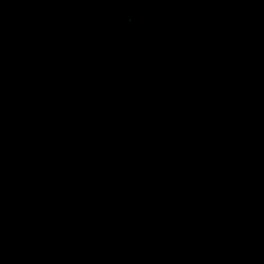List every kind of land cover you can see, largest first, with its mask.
Wrapping results in <instances>:
<instances>
[{"label": "trees", "instance_id": "16d2710c", "mask_svg": "<svg viewBox=\"0 0 264 264\" xmlns=\"http://www.w3.org/2000/svg\"><path fill=\"white\" fill-rule=\"evenodd\" d=\"M130 18L139 45L214 67L228 93L264 78V0H0V264H207L221 245L165 186L174 99L145 102L141 46L116 38Z\"/></svg>", "mask_w": 264, "mask_h": 264}, {"label": "flooded vegetation", "instance_id": "af4514ba", "mask_svg": "<svg viewBox=\"0 0 264 264\" xmlns=\"http://www.w3.org/2000/svg\"><path fill=\"white\" fill-rule=\"evenodd\" d=\"M166 65L168 69H158L150 82L151 86L159 81L153 87L154 98L174 99L170 111L159 120L173 122L177 130L172 144L157 150L171 151L174 156L165 162L164 175L183 178L181 186L189 189L186 201L193 197L194 183L202 195L200 205L205 203L209 214L217 222L222 220L218 229L221 254H225L223 232L227 230H234L231 256L236 249L252 245L264 252V99L250 101L236 91L228 93L213 76L209 84L200 83L201 89L194 75L203 80L198 68L207 75L205 66L187 67L172 59ZM160 87L164 93L158 92ZM154 98L147 97L145 102ZM173 162L181 166L177 174L168 171ZM256 224L259 228L252 230Z\"/></svg>", "mask_w": 264, "mask_h": 264}, {"label": "rangeland", "instance_id": "374dc122", "mask_svg": "<svg viewBox=\"0 0 264 264\" xmlns=\"http://www.w3.org/2000/svg\"><path fill=\"white\" fill-rule=\"evenodd\" d=\"M121 23V22H120ZM134 19L130 18L127 22L121 23L118 25V27L115 25V29L118 28L117 33V41L118 46L121 50L130 52V49L133 48L136 44L139 45L137 40L134 37L133 34V27H134ZM123 37V38H122ZM153 40H151V43L144 48L141 46V52L145 53L140 56H138L136 59V62L132 64V72L134 74H140L152 81L154 80V76L157 75L158 69H168V66L166 65L167 62H169L172 58L170 56L164 57V59H160L159 55L157 54V51L155 48H153ZM143 48V49H142ZM136 51V50H135ZM138 52V51H136ZM173 60V59H172ZM185 62H183L184 64ZM186 65V64H184ZM187 67H192L191 65L187 64ZM207 75L203 73V70L198 68L199 71H202L203 80L195 74V83L198 84V86L202 89L201 82H205L206 84L210 83L211 81L209 78L212 76L219 81V73L218 70L210 65H206L205 67ZM159 84V81L154 82V84H151V86L147 89V97H150L156 92L153 90L154 85ZM249 86L252 88L253 92L248 93V96L245 97V100H255L260 99V94L264 92V78H260L259 76H256L251 79ZM159 93H164L162 87L158 90ZM173 153L171 151H162L160 150L158 153V164L161 167H165V162L171 158H173ZM182 179L180 177H173L170 174H166L164 178L165 186L168 190L172 191L174 193L173 202L176 206H184L191 210L192 217L190 220V223L192 224V229H214L218 230L219 224H221L222 220L220 219L219 222H217L216 216L209 214L208 207L204 203L203 206L200 205L202 201V195L196 191V185L192 183L193 187V197L190 199V201H186L184 199L187 196H184V194H188L189 189L184 190L181 186ZM199 196V198H198ZM179 197V198H178ZM171 200V196H167L164 198L165 203L167 204L168 201ZM165 210L163 209V214ZM232 223H227L226 226H230ZM258 224L253 226L252 230L258 229ZM234 230H227L223 232V236L225 237L224 243H223V251L225 254H221L219 248L215 249H209L207 251V264H264V252H253L251 250H255V248L250 249H243L241 254H234L231 256V254L234 253V248L232 247L233 243V236H234Z\"/></svg>", "mask_w": 264, "mask_h": 264}, {"label": "clouds", "instance_id": "9594fccd", "mask_svg": "<svg viewBox=\"0 0 264 264\" xmlns=\"http://www.w3.org/2000/svg\"><path fill=\"white\" fill-rule=\"evenodd\" d=\"M165 56H169L168 54H165V55H163L162 57H165ZM159 57H161V56H159ZM162 57L160 58V59H162ZM171 57V56H170ZM172 59H173V57H171ZM174 60V59H173ZM181 63V62H180ZM137 75H139V76H141V77H144V78H146L147 79V83H148V87L147 88H149V86H150V79H148L147 77H145V76H143V75H140V74H137ZM146 98H147V95H146ZM145 101H146V99H145ZM158 162V161H157ZM173 163H175V162H173ZM162 169L164 170V174H165V172H166V167H162ZM168 171H169V169H168ZM170 172V171H169ZM175 205V204H174ZM176 206V205H175ZM182 207H184V206H182ZM187 208V207H186ZM189 209V208H188ZM190 210V209H189ZM161 212H163V211H161ZM164 213H166V214H168V210L167 211H165ZM192 217V216H191Z\"/></svg>", "mask_w": 264, "mask_h": 264}, {"label": "bare ground", "instance_id": "6f19581e", "mask_svg": "<svg viewBox=\"0 0 264 264\" xmlns=\"http://www.w3.org/2000/svg\"><path fill=\"white\" fill-rule=\"evenodd\" d=\"M233 131V130H232ZM233 132H235V131H233ZM224 134H226V133H224ZM231 134H232V132H231ZM235 134V133H234ZM236 139V138H235Z\"/></svg>", "mask_w": 264, "mask_h": 264}, {"label": "crops", "instance_id": "0c3cea01", "mask_svg": "<svg viewBox=\"0 0 264 264\" xmlns=\"http://www.w3.org/2000/svg\"><path fill=\"white\" fill-rule=\"evenodd\" d=\"M183 64V62H181Z\"/></svg>", "mask_w": 264, "mask_h": 264}]
</instances>
